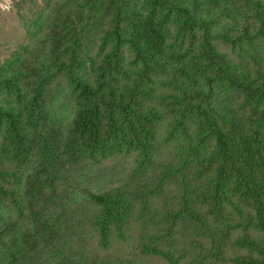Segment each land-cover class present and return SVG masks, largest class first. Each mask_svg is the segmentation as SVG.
<instances>
[{
    "label": "trees",
    "instance_id": "obj_1",
    "mask_svg": "<svg viewBox=\"0 0 264 264\" xmlns=\"http://www.w3.org/2000/svg\"><path fill=\"white\" fill-rule=\"evenodd\" d=\"M0 264H264V0H12Z\"/></svg>",
    "mask_w": 264,
    "mask_h": 264
},
{
    "label": "rangeland",
    "instance_id": "obj_2",
    "mask_svg": "<svg viewBox=\"0 0 264 264\" xmlns=\"http://www.w3.org/2000/svg\"><path fill=\"white\" fill-rule=\"evenodd\" d=\"M12 0H0V42L21 41L22 29L10 12ZM7 45H0V54H6Z\"/></svg>",
    "mask_w": 264,
    "mask_h": 264
}]
</instances>
